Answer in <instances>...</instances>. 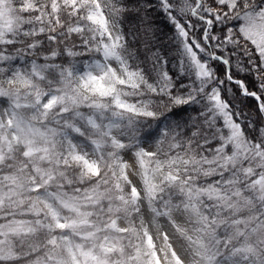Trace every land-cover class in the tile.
I'll list each match as a JSON object with an SVG mask.
<instances>
[{
	"label": "snow or ice",
	"instance_id": "1",
	"mask_svg": "<svg viewBox=\"0 0 264 264\" xmlns=\"http://www.w3.org/2000/svg\"><path fill=\"white\" fill-rule=\"evenodd\" d=\"M0 264H264V0H0Z\"/></svg>",
	"mask_w": 264,
	"mask_h": 264
}]
</instances>
